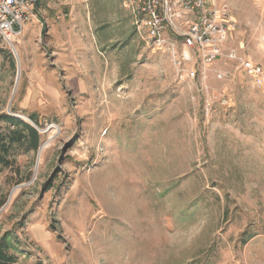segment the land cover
Segmentation results:
<instances>
[{
	"label": "rangeland",
	"instance_id": "374dc122",
	"mask_svg": "<svg viewBox=\"0 0 264 264\" xmlns=\"http://www.w3.org/2000/svg\"><path fill=\"white\" fill-rule=\"evenodd\" d=\"M41 1L59 33L0 41V116L52 137L0 166L15 264H264V88L226 56L264 69V0H218L234 30L193 78L126 0Z\"/></svg>",
	"mask_w": 264,
	"mask_h": 264
},
{
	"label": "built area",
	"instance_id": "2783aa9c",
	"mask_svg": "<svg viewBox=\"0 0 264 264\" xmlns=\"http://www.w3.org/2000/svg\"><path fill=\"white\" fill-rule=\"evenodd\" d=\"M41 0H0V41L12 45L24 26L35 16ZM138 15L136 26L146 29L149 44L168 52L178 72L195 77L223 56L234 26L228 9L218 0H126ZM254 83L264 88V69L229 52Z\"/></svg>",
	"mask_w": 264,
	"mask_h": 264
},
{
	"label": "trees",
	"instance_id": "16d2710c",
	"mask_svg": "<svg viewBox=\"0 0 264 264\" xmlns=\"http://www.w3.org/2000/svg\"><path fill=\"white\" fill-rule=\"evenodd\" d=\"M30 120L34 125L39 126L36 119L30 118ZM0 121L7 127L6 133H0V166H11L12 162L8 159V156L14 148H23L34 153L38 152L41 138L35 128L18 118L8 115H1ZM11 249L5 239H0V264L16 263V258L10 253Z\"/></svg>",
	"mask_w": 264,
	"mask_h": 264
},
{
	"label": "crops",
	"instance_id": "0c3cea01",
	"mask_svg": "<svg viewBox=\"0 0 264 264\" xmlns=\"http://www.w3.org/2000/svg\"><path fill=\"white\" fill-rule=\"evenodd\" d=\"M42 2V1H41ZM45 10L44 9H36V12H35V16L31 19V21H29L25 26H26V29H27V32L29 34V38L28 40H30L35 33H38V34H42V31H43V27L46 26V30L49 31L51 29V32H54V33H59L61 27V23H57V21L54 20V18H50V17H42V23H40V28L37 27V17H40L42 16V14H44ZM57 19H59V17H57ZM60 24V25H59ZM24 26V28H25ZM24 28H23V32H22V35L18 38L15 39L14 43L16 44V47H17V50L19 53H21V51L23 50L24 48V45L26 43V40L25 39H22L23 35H24ZM37 30V32H35ZM32 78V77H31ZM35 78V77H33ZM40 80H42L40 78ZM40 82L41 84H38L39 88L42 90L40 92H44L47 91L48 87L49 86H46V84L44 83V81H38ZM31 87V85H30ZM43 94V93H42ZM37 96H39V92H37Z\"/></svg>",
	"mask_w": 264,
	"mask_h": 264
},
{
	"label": "bare ground",
	"instance_id": "6f19581e",
	"mask_svg": "<svg viewBox=\"0 0 264 264\" xmlns=\"http://www.w3.org/2000/svg\"><path fill=\"white\" fill-rule=\"evenodd\" d=\"M22 119L25 120L24 117H23ZM51 139H52V137L48 138V139L42 144V146H41V148H40L39 158H38V164H37V171H38V168H39V166H40V164H41V158H42V155H43L44 151L46 150V148L49 146V144H50V142H51ZM37 171H36V172H37Z\"/></svg>",
	"mask_w": 264,
	"mask_h": 264
},
{
	"label": "water",
	"instance_id": "95a60500",
	"mask_svg": "<svg viewBox=\"0 0 264 264\" xmlns=\"http://www.w3.org/2000/svg\"><path fill=\"white\" fill-rule=\"evenodd\" d=\"M18 78H19V71H18V73H17V81L16 82H18ZM19 119V118H18ZM27 122L29 121V120H26ZM23 122H25V121H23ZM30 122V121H29ZM26 123V122H25ZM31 123V125L30 126H32L33 128H35L36 130H38L37 128H36V126L32 123V122H30ZM39 152H40V148L38 149V152H37V161H38V158H39ZM36 169H37V164H36ZM34 176H36V174L34 175Z\"/></svg>",
	"mask_w": 264,
	"mask_h": 264
}]
</instances>
